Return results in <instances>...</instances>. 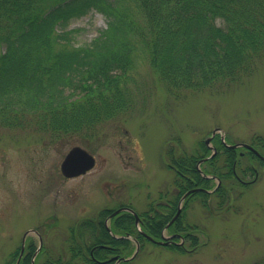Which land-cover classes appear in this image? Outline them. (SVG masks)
<instances>
[{
    "label": "trees",
    "instance_id": "1",
    "mask_svg": "<svg viewBox=\"0 0 264 264\" xmlns=\"http://www.w3.org/2000/svg\"><path fill=\"white\" fill-rule=\"evenodd\" d=\"M91 9L101 12L107 25L92 41L75 44L74 30L66 27ZM140 57L148 60L170 92L241 83L264 58V0H0V126L32 125L53 140L86 141L100 124L133 105L128 83ZM213 142L218 151L200 168L198 160L210 154L205 142L200 151L178 149L169 154L175 209L187 190L211 189L217 183L214 177L221 180L212 192H191L175 222L174 230L185 231L193 249L199 241L198 227L185 220L190 200L198 198L209 208V199L215 197L218 208L225 209L251 185L246 180L254 159L257 166L264 165L252 151L237 154L239 148L224 145L218 134ZM252 143L264 154V135H255ZM123 217L125 226L115 222V229L133 232L131 214ZM165 223L154 219L146 227L158 233ZM72 228L66 250L55 256L47 252L41 261L42 250L36 264H113L93 261L94 241L117 248L95 250L98 258L119 249L120 256L132 252L128 238L97 235L94 218ZM35 249L31 241L20 264H32ZM254 264H264V255Z\"/></svg>",
    "mask_w": 264,
    "mask_h": 264
},
{
    "label": "rangeland",
    "instance_id": "2",
    "mask_svg": "<svg viewBox=\"0 0 264 264\" xmlns=\"http://www.w3.org/2000/svg\"><path fill=\"white\" fill-rule=\"evenodd\" d=\"M106 25L105 16L91 9L66 29L74 30L75 44H85ZM135 65L128 83L133 105L86 141L53 140L32 125L0 126V264H15L13 254L29 229L36 228L46 250L57 255L78 220L129 201L143 210L173 182L169 154L200 151L216 128L229 143L264 135V58L241 83L177 92L169 91L147 59ZM73 145L88 149L96 164L68 178L60 163ZM258 169V180L225 209L215 197L209 208L198 198L189 202L185 220L198 227L197 248L189 241L185 252L145 242L130 264H254L264 255V167ZM52 213L60 219L52 220ZM28 237L38 244L37 232Z\"/></svg>",
    "mask_w": 264,
    "mask_h": 264
},
{
    "label": "flooded vegetation",
    "instance_id": "3",
    "mask_svg": "<svg viewBox=\"0 0 264 264\" xmlns=\"http://www.w3.org/2000/svg\"><path fill=\"white\" fill-rule=\"evenodd\" d=\"M254 146V144L252 143ZM255 147V146H254ZM245 150H238L237 154L243 155L246 151H252L254 152L258 158L264 161V154L258 153L259 149L254 150V149H248L245 148ZM260 152V151H259ZM257 159H254V161L251 163V169L252 172L249 176H247L246 182L248 183H255L258 180L259 177V169L256 164ZM167 167L174 170L172 163L167 160L166 163ZM263 166L264 165H260ZM174 191H175V186L174 183L172 182L171 184L166 185V190L162 191L161 189L159 190V195L157 200H153L151 202H147L145 205L146 208L138 209L136 205L133 204L132 201H129L128 203L123 202L119 203L116 207H106L101 209L97 214L89 216L91 218H94L96 220V226L98 227L97 230V235L101 234H106L108 233L114 238L118 239H123V238H128L132 242V249L135 250L137 247H139V250L143 247L145 242H150L154 243L156 246L162 245L164 247H169L171 246H182L186 250V238H185V231L182 229L176 231L174 230V225L177 220V218L181 215L182 211L179 213V215L176 217V213L178 210L175 209L174 206ZM166 195V197H162V195ZM195 199V198H194ZM187 201V198H186ZM129 209H132L130 211ZM105 210L106 212L104 214H101V211ZM116 210H119L115 212ZM125 212H128L132 216V221L136 229H134L133 232L127 231L125 228H121L119 230L115 229V222H118L120 226H125V218L123 217V214ZM52 217V220H59L60 218L58 217L57 213H52L50 214ZM154 219H165L166 223L163 225L161 230L158 233H154L150 231L149 228L146 226L148 225L149 221H153ZM122 223V224H121ZM102 226V228H101ZM71 228L70 230H72ZM40 233V232H39ZM158 235L159 238H155L154 235ZM151 237L153 239H151ZM143 238H146L148 241H145L143 243ZM28 239V236H27ZM165 239L167 240V244H160L158 241ZM31 241L27 242V245L24 248V251L22 253V256L28 252V247ZM94 244L90 248V253H91V258L93 261L98 262V263H104V262H109L111 261L113 264H130L133 259L128 260L126 256H120L119 252L121 249L117 250V253H108L106 257L104 258H98L94 255L95 250H107V251H113L114 249H117L116 246L110 244V243H104V242H93ZM45 244H43L41 250L44 251V259H46V253L47 251L45 250ZM188 249V248H187ZM113 256H116V258L111 259ZM43 259V260H44Z\"/></svg>",
    "mask_w": 264,
    "mask_h": 264
},
{
    "label": "water",
    "instance_id": "4",
    "mask_svg": "<svg viewBox=\"0 0 264 264\" xmlns=\"http://www.w3.org/2000/svg\"><path fill=\"white\" fill-rule=\"evenodd\" d=\"M220 130V128H216L213 130L212 135L208 136L206 138V143L209 144V142L212 139V136L218 131ZM233 147L236 146H246L249 148H252L251 145L247 144V143H234L232 144ZM212 148L214 149L213 153L211 155H213L216 151V148L214 146H212ZM95 156L89 152L86 148L80 146V145H73L64 155L62 161H61V171L62 173L67 176V177H72V176H77L83 173H86L88 170H90L94 165H95ZM201 188H195L192 190H198ZM190 190V191H192ZM186 192L182 198L181 201L186 197V195L190 192ZM132 210V209H129ZM119 211V210H117ZM115 211V212H117ZM180 211V209H179ZM178 211V213H179ZM178 213L176 214V216L178 215ZM161 243H167L166 241H161Z\"/></svg>",
    "mask_w": 264,
    "mask_h": 264
}]
</instances>
